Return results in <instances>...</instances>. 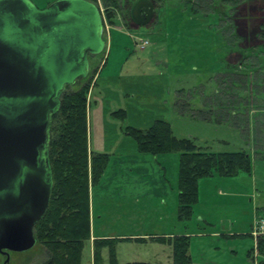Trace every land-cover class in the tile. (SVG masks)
<instances>
[{"label":"rangeland","instance_id":"1","mask_svg":"<svg viewBox=\"0 0 264 264\" xmlns=\"http://www.w3.org/2000/svg\"><path fill=\"white\" fill-rule=\"evenodd\" d=\"M30 1L42 10L58 0ZM85 1L100 11L104 48L88 56L86 77L65 91L90 85L88 151L109 156L90 187L93 234L151 235L119 241L118 264H169L156 248L159 238L172 237L155 236L169 231L190 237L193 264L264 263L256 251L264 232L250 237L264 221V0H118L116 8ZM155 120L205 152L245 151L250 173L199 180L198 202L188 219L180 218L179 154H141L124 134ZM134 240L148 243H127ZM102 255L105 260V249ZM45 259L37 244L0 254V264ZM82 264H92L90 242Z\"/></svg>","mask_w":264,"mask_h":264},{"label":"water","instance_id":"2","mask_svg":"<svg viewBox=\"0 0 264 264\" xmlns=\"http://www.w3.org/2000/svg\"><path fill=\"white\" fill-rule=\"evenodd\" d=\"M101 18L85 0L39 10L0 0V254L25 252L52 189L46 146L50 114L66 87L103 51ZM8 261V258L6 262Z\"/></svg>","mask_w":264,"mask_h":264},{"label":"trees","instance_id":"3","mask_svg":"<svg viewBox=\"0 0 264 264\" xmlns=\"http://www.w3.org/2000/svg\"><path fill=\"white\" fill-rule=\"evenodd\" d=\"M89 3L95 6L101 18L98 7L93 2ZM104 3L107 7L116 8L118 0H104ZM108 18L111 22L112 16L108 15ZM101 28L103 31L102 18ZM259 30V37L264 44V22L260 24ZM65 88L60 93L57 109L50 114L47 128L45 151L52 189L47 210L34 227L36 244L46 254L41 264H82L83 250L91 235L90 187L100 181L109 160L107 154L88 151L87 101L90 85L70 92H66ZM176 104H179V99ZM117 114L121 118L124 115L123 112ZM124 134L134 141L141 154H179L178 210L182 219L191 216L192 207L198 202L199 180L209 178L213 173L221 177H233L240 172L249 174L251 171V159L245 151L205 152L191 138L174 136L169 123L164 120H155L145 130L127 127ZM257 141H254L255 145ZM119 241L124 240H94L92 264H118L115 251ZM157 242L171 248L172 264H192L189 236L159 238ZM104 249L105 260L102 255ZM256 251L264 256V236L257 238Z\"/></svg>","mask_w":264,"mask_h":264},{"label":"crops","instance_id":"4","mask_svg":"<svg viewBox=\"0 0 264 264\" xmlns=\"http://www.w3.org/2000/svg\"><path fill=\"white\" fill-rule=\"evenodd\" d=\"M119 39V38H118ZM106 64V63H105ZM101 73H102V71L100 70V72H97V73H95V75H101ZM98 76V77H99ZM96 77V76H95ZM177 97V96H176ZM178 98V97H177ZM125 182H127V181H125ZM128 183V182H127ZM115 186L117 187V184H115ZM178 195V194H177ZM121 200H122V198H121ZM93 219H94V216H93V214L91 213V208H90V228H91V239H90V245H91V258H92V255H93V248H92V242L94 241V240H97V239H118V240H124V241H127V238H134V239H138V238H141V237H145V238H147V237H149V236H151V235H119V234H97V235H94L93 234V228H92V226H93ZM183 235V234H182ZM153 236V235H152ZM155 236H165V237H173V236H181V234H175V233H173V232H171L170 233V231L169 232H167V233H162V234H157V235H155ZM124 241H122L123 242V244L125 243ZM121 242V243H122ZM120 243V244H121ZM128 244H130V243H139V244H146V243H148V242H145V243H140V242H136V240H134V241H129V242H127ZM156 251H160V252H162L164 255H165V257H166V260H167V262L169 263V264H172L171 263V249H170V247H168V246H165V245H162V244H160V245H157V248H156ZM191 257V256H190ZM191 261H192V259H191ZM146 263H150V262H146ZM150 264H154V263H150ZM192 264H193V262H192Z\"/></svg>","mask_w":264,"mask_h":264},{"label":"built area","instance_id":"5","mask_svg":"<svg viewBox=\"0 0 264 264\" xmlns=\"http://www.w3.org/2000/svg\"><path fill=\"white\" fill-rule=\"evenodd\" d=\"M147 43L145 42V45ZM257 232H264V221H259L256 226L255 229L252 231L251 235L255 237Z\"/></svg>","mask_w":264,"mask_h":264}]
</instances>
